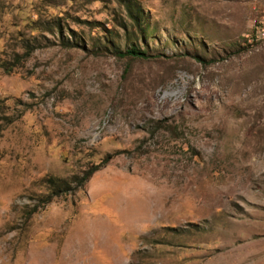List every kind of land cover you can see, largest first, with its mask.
Instances as JSON below:
<instances>
[{
  "label": "rangeland",
  "instance_id": "obj_1",
  "mask_svg": "<svg viewBox=\"0 0 264 264\" xmlns=\"http://www.w3.org/2000/svg\"><path fill=\"white\" fill-rule=\"evenodd\" d=\"M0 264H264V0H0Z\"/></svg>",
  "mask_w": 264,
  "mask_h": 264
},
{
  "label": "trees",
  "instance_id": "obj_2",
  "mask_svg": "<svg viewBox=\"0 0 264 264\" xmlns=\"http://www.w3.org/2000/svg\"><path fill=\"white\" fill-rule=\"evenodd\" d=\"M125 7L127 10L126 19L132 23L135 27H139L138 22L136 21L135 16H131L133 6L130 4L125 3ZM137 12V10H135ZM139 12V10H138ZM122 57H126L129 59L134 60H147L148 58H151L153 56L148 55L147 52L135 49L133 47L128 48L124 50V52L121 54ZM107 158L103 160V163H105ZM97 169V167L93 168L92 170H88L86 173L82 174V176H72L69 178V180L65 179H55V178H46L43 180V183L47 185L49 189L48 195L45 197L42 205L48 203L52 198L69 194L70 192L74 191L76 188H79L83 185V183L90 177V175Z\"/></svg>",
  "mask_w": 264,
  "mask_h": 264
}]
</instances>
